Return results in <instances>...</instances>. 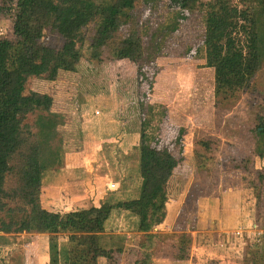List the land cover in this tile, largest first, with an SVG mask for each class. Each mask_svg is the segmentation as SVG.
<instances>
[{
    "label": "rangeland",
    "instance_id": "374dc122",
    "mask_svg": "<svg viewBox=\"0 0 264 264\" xmlns=\"http://www.w3.org/2000/svg\"><path fill=\"white\" fill-rule=\"evenodd\" d=\"M16 1L0 0V39L15 40ZM91 2L98 10L108 9L117 0ZM262 3L135 0L132 21L140 25L142 62L115 61L108 55L102 62L91 61L96 29L92 24L86 31L84 63L78 72L63 74L56 83L40 77L28 81L26 94L55 92L51 114L36 112L25 121L41 145L43 208L69 213L82 210L81 206L96 207L103 196L120 201L112 207L107 231L97 235L99 264H134L140 257L146 239L139 221L145 208L158 218L152 229L158 234L153 264H264V192L259 189L257 169H223L221 162L212 164L217 169L211 179V171L205 166L200 169L194 157L255 159V149H264V139L254 133L256 126L264 125ZM42 43L56 49L62 45L50 28ZM212 59L228 67H215ZM139 95L146 97L141 109ZM158 110L160 118L154 115ZM157 118L161 122H154L153 140L142 134L137 148L139 122L153 123ZM187 120L188 136L183 141L174 136L171 143L169 129L174 128L176 134V124L184 127ZM106 123L108 132L112 129L108 124L118 125L117 142L108 140L107 129L98 133ZM86 128L93 138L86 136ZM185 150L190 153V164L184 162ZM179 173L187 175L189 182L203 181L193 196L188 191L182 209L179 205L172 209L167 205L180 191L174 180ZM131 176L127 183L131 199L122 200L128 192L123 189L125 180ZM16 186L15 177L9 176L6 189ZM7 202L8 208L24 206ZM215 206L217 218L213 217ZM28 212V207L6 210L0 212V220L14 222L17 228ZM191 219L199 223L198 228L191 227ZM181 233L191 239L185 238L183 254L178 255L177 235ZM33 234L1 232L0 264H70L67 235V239L51 237L45 255L40 238ZM64 242L67 251L62 256L59 246ZM180 256L185 259L178 260Z\"/></svg>",
    "mask_w": 264,
    "mask_h": 264
},
{
    "label": "trees",
    "instance_id": "16d2710c",
    "mask_svg": "<svg viewBox=\"0 0 264 264\" xmlns=\"http://www.w3.org/2000/svg\"><path fill=\"white\" fill-rule=\"evenodd\" d=\"M135 7V0H117L108 9L98 10L91 0H17L15 40L0 39V212L29 208V216L17 228H14V222L0 220V233L26 231L51 236L67 234L70 241V264H99L100 242L97 235L105 231L104 225L112 204L105 201L98 208L66 214L43 208L40 198L44 182L41 145L37 135L25 121L36 112L51 114L55 109V92L34 91L26 94L27 84L32 77L56 83L63 74L78 72L84 63L82 50L86 31L92 24H95L96 29L90 47L91 61L102 62L108 55L115 61L136 64L142 62L144 46L138 30L140 25L133 22ZM99 11L101 16H98ZM263 15L264 0L259 16ZM121 17L126 20H121ZM212 22L221 24V27L227 26L217 19ZM47 28L60 36L62 45L58 49L42 43ZM212 61L214 62L213 59ZM214 63L217 64L215 67H228L220 62ZM141 123L139 122V129L142 127ZM254 133L257 138L264 139V125L256 126ZM255 152V159H217L196 154L194 157L200 169L205 166L211 171L208 175L211 179L215 178L214 172L217 169L212 168V164L223 162V169L256 168L259 189L264 192V149L260 146ZM9 176H14L17 183L12 190L6 189ZM202 181L203 178L193 184L189 196L196 193L195 190ZM8 200L22 203L25 207L8 208ZM157 221L156 213L148 208L143 210L139 231L145 234L146 240L141 246L140 257L134 264H153L158 234L153 233L152 229ZM191 227L198 228L199 223L191 219ZM185 238L191 239V235H177L178 255L183 254ZM177 259L185 258L180 256Z\"/></svg>",
    "mask_w": 264,
    "mask_h": 264
},
{
    "label": "crops",
    "instance_id": "0c3cea01",
    "mask_svg": "<svg viewBox=\"0 0 264 264\" xmlns=\"http://www.w3.org/2000/svg\"><path fill=\"white\" fill-rule=\"evenodd\" d=\"M141 97V96H140ZM145 99H146V97H144L143 98V96L141 97V102H140V106L143 108V103L145 102ZM179 108V107H178ZM161 111L160 110H158V112L156 111V112H154V115L155 116H157V117H161L160 115H161ZM165 119H167V118H165ZM190 119V118H189ZM154 122H155V124L157 123V122H161V120L160 119H155L154 121H153V123H152V121H149V122H144V124H142V127L140 128V135L139 136H141L142 134H144V138L145 137H147V138H150L151 139V141L153 140V137H152V133H153V131H154V129H156L157 128V126L154 124ZM186 123V125L183 127L182 125H179V124H176V125H178V126H176V134H175V132H174V128H170L169 129V134H170V140L169 141H171V143H172V141H174V139H172V137H174V136H180V140H182L183 141V138L185 137V135L188 133V124H189V121L187 120V122H185ZM115 126L113 127L112 126V124H108V127H110V128H112L109 132H108V129H107V123H106V125L105 126H103V127H101L100 129H98V133L99 134H102V133H105L106 132V129H107V133H108V140H111L112 141V143H114V141L115 142H117L118 141V134H119V131H120V129H119V127H118V125H116V124H114ZM84 130V133H86V136H88L90 139L91 138H93L94 136L90 133V136H89V134L87 133V130L89 131V128H86V129H83ZM99 134H98V137H99ZM146 135V136H145ZM118 136V137H117ZM186 136H188V135H186ZM97 138V137H96ZM139 140H138V147L140 148L141 147V138H138ZM187 140H188V138H186ZM107 140V141H108ZM175 142H177V140H175ZM169 144V143H168ZM172 145V144H171ZM174 146V145H173ZM176 147H177V145H176ZM182 154H183V156H184V162L186 161V162H188V164H190V163H192V160H191V156H189V152H187L186 150L184 151V152H182ZM180 155V154H179ZM177 156H178V152H177ZM174 157H176V153L174 154ZM192 157H193V154H192ZM184 166H187L188 167V165H187V163H184ZM183 169L184 168H182V169H180V170H176V171H183ZM120 176V175H119ZM120 179H123L121 176H120ZM132 181V176L129 178V179H127V180H125V184H124V186H123V189L125 190V188H126V190H128L129 188H130V185H128L127 183L129 182V181ZM135 180H136V182L138 181V176H136L135 177ZM177 183V185L179 186V188H178V190L180 189V191L179 192H177V193H175L174 195H175V197H174V199H173V201L171 202V203H168V205L167 206H169L170 205V207L172 208V209H174L175 207H176V205H179V208L180 209H182L184 206H185V204H184V202H186V197H187V194H188V191L190 190L189 189V185H191L193 182L191 181V182H189V180H191L187 175H184V174H182V173H179V174H177L176 175V177H175V179H174ZM195 183V182H194ZM193 183V184H194ZM127 184V185H126ZM192 184V185H193ZM126 185V186H125ZM45 187V181L43 182V189H45L44 188ZM135 189H136V192H137V187H136V185L134 186V192H135ZM124 195H126L124 198H122V200H128V199H131V198H129L128 197V195H130L129 194V190H128V192L127 193H124ZM105 201H109L111 204H112V207H113V205L114 204H117V203H120V201L119 202H117L116 200H113V201H111V199L110 198H108V197H106V196H103V199L101 200V202H100V204L98 205V206H96V207H93V208H98L103 202H105ZM222 201V200H221ZM81 205H83V202H81ZM222 205L224 206L225 205V203L222 201ZM69 206V205H68ZM65 207V209H66V206H64ZM81 208L82 209H91V208H85L84 206H81ZM76 209V208H75ZM112 210V209H111ZM214 210V211H213ZM212 211H213V217L214 218H217V216H214L215 214H217V207L215 206V208L213 209ZM66 211V210H65ZM53 212H55V211H53ZM70 213V212H69ZM61 214H66V212L65 213H61ZM110 214H111V211H110ZM110 214H109V217H110ZM180 216V215H179ZM109 217H108V219L106 220V222H105V230L107 231V227H106V223L108 222V220H109ZM178 217V216H177ZM179 218V217H178ZM179 224H181V223H179ZM29 234H32V233H29ZM38 236L39 238H40V245H41V247H42V249H44V252H43V250H42V252L45 254V255H47L48 254V250H49V247H50V238L51 237H53V236H51V235H49V234H42V233H38V232H34V234L32 235V237L34 238L35 236ZM58 235H60V236H62V237H65L67 234H64V233H60V234H56V235H54L55 237H57ZM30 236V235H29ZM68 236V235H67ZM67 236H66V239H67ZM56 239V238H55ZM62 242V241H61ZM59 248H60V252H61V254H62V256H65V254H66V251H67V243L66 242H64V243H62V245H60L59 246ZM65 261V260H64Z\"/></svg>",
    "mask_w": 264,
    "mask_h": 264
}]
</instances>
